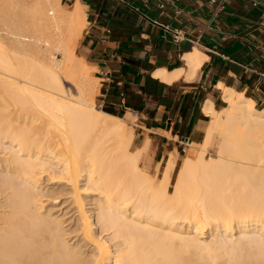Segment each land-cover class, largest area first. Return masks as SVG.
I'll list each match as a JSON object with an SVG mask.
<instances>
[{
	"label": "bare ground",
	"instance_id": "1",
	"mask_svg": "<svg viewBox=\"0 0 264 264\" xmlns=\"http://www.w3.org/2000/svg\"><path fill=\"white\" fill-rule=\"evenodd\" d=\"M22 10L31 12L33 25ZM0 22V147L8 152L0 160L6 174L0 207H10L0 211V264H264V197L249 199L264 191V110L251 98L220 84L226 105L215 109L208 101L203 108L211 117L203 141L214 131L222 136L218 157L207 158L203 143L206 150L190 149L172 192L175 157L156 185L139 166L142 150L124 140L134 113L96 108L91 73L74 74L78 96L65 95L61 75L71 68L86 25L78 3L68 11L61 0H0ZM33 28L45 38L33 36ZM44 45L63 51L64 59L39 60L43 66L20 59L47 53ZM206 58L194 48L184 54L185 67L155 75L192 78ZM46 171L58 172L45 176L60 193H71L75 246L61 234V219L42 210ZM110 229L116 244L106 237Z\"/></svg>",
	"mask_w": 264,
	"mask_h": 264
},
{
	"label": "crops",
	"instance_id": "2",
	"mask_svg": "<svg viewBox=\"0 0 264 264\" xmlns=\"http://www.w3.org/2000/svg\"><path fill=\"white\" fill-rule=\"evenodd\" d=\"M172 1L161 9L157 0H61L83 10L79 55L100 80L102 104L117 116L137 113L138 149L159 173L171 155L176 168L181 151H198L211 122L204 106L226 105L220 84L264 110V0ZM194 48L207 55L196 76L155 75L185 67Z\"/></svg>",
	"mask_w": 264,
	"mask_h": 264
},
{
	"label": "rangeland",
	"instance_id": "3",
	"mask_svg": "<svg viewBox=\"0 0 264 264\" xmlns=\"http://www.w3.org/2000/svg\"><path fill=\"white\" fill-rule=\"evenodd\" d=\"M18 1H22V0H18ZM68 11H71L74 7H72V6H69V5H67V4H62ZM23 12H25L24 14L22 13V12H20V14L22 15V17L23 18H26V19H28V20H26V21H28V23L29 24H31V25H33V23L35 22V20L34 19H32L33 18V15L30 17V14H31V12L29 11V10H22ZM18 12V13H19ZM19 14V15H20ZM29 16V17H28ZM3 23H5V22H0V29H5V26L4 25H2ZM86 26H87V23H86V25L84 26V28H83V32H82V36H81V38H80V40H79V43H78V46H77V49H76V55L73 57V58H70L69 60V67L71 66V68L70 69H72L73 70V72L69 69L66 73L64 72L63 73V75H61V78H62V81H63V87H64V89H65V95H67V96H69V95H71L72 97H77L78 96V93H79V89H78V87H77V85H75V83H74V81H73V78L74 77H72L74 74H80L82 71H84V70H87L88 72H89V74L91 73V75H90V78H91V80H93V79H95V81H96V84H97V87H98V89H97V91L95 92V94H94V102H95V107L96 108H98V109H102V110H105V111H107V112H109V113H111V114H114V112L113 111H111L109 108H107L106 106H104L103 104H102V101H101V91H100V80L95 76V71H94V69L92 68V67H90L88 64H87V62L83 59V58H81V56L79 55V47H80V44H81V40L83 39V34H84V31H85V28H86ZM65 27V26H64ZM32 27H30V29H31ZM35 29V34L36 35H33V36H38V37H41L42 39H44L45 38V36H46V34L44 35V31H42V30H40V29H38V28H33V30ZM70 29V28H69ZM6 31V30H5ZM4 30H3V32H5ZM32 31H30V32H28L29 34L31 33ZM34 32V31H33ZM27 33V34H28ZM32 34H34V33H32ZM31 34V35H32ZM44 36V37H43ZM6 38V37H5ZM28 42V41H27ZM42 44H44V41L43 40H41L40 41ZM44 47L46 48V46L44 45ZM48 48V47H47ZM47 48L46 49H43V50H45V51H48L47 53L45 52H42L43 54H44V56H46L45 57V59H44V56H43V54H41V55H39V53H38V55H37V52L38 51H36V54L35 53H30V52H28V53H24V54H22V55H19L20 56V59L21 60H24V61H28V63H40L39 62V60L40 61H43L44 63L46 62L45 60H46V58H49V60L52 58V59H54V60H63L64 58H63V54H64V52L63 51H61V50H59L58 48H56L55 46H51V48H50V46H49V50H47ZM8 50V49H7ZM33 51H35V50H32L31 52H33ZM49 53V54H48ZM46 54V55H45ZM51 56V57H50ZM43 57V58H42ZM43 59V60H42ZM47 61H48V59H47ZM42 62V63H43ZM42 63H40L41 65H42ZM43 63V65H46V64H48L47 62L44 64ZM42 65V66H43ZM39 68V67H38ZM71 75V76H70ZM69 76L71 77V78H69ZM93 78V79H92ZM21 81V80H20ZM129 112H132V111H129ZM133 113V112H132ZM121 117H124V115H120ZM135 118L136 119H132L133 121H125V124H126V122H127V127H126V139H124V140H131L132 141V145H131V150L132 151H134V150H136V148H138V145H139V143H140V139H139V135L137 134V124H138V118L135 116ZM135 120V121H134ZM205 137H206V135H205ZM205 137H204V139H205ZM207 138V137H206ZM203 139V140H204ZM210 139V141H208V139H206V141H207V143H204V142H206V141H203L202 143L203 144H205V146L207 147L206 149H207V151H205V156L207 157V158H209L210 156H212V157H218V152H219V149H220V147H221V141H222V136L218 133V132H216V131H214L213 132V134H212V136H211V138H209ZM109 143H112V142H109ZM202 143H200V144H198L197 145V147H198V152H201V150H203V148L205 147V146H201V144ZM202 144V145H203ZM207 144H208V146H207ZM125 145H126V142H124V144H123V147H125ZM2 148L0 147V160L3 158V157H5L6 155H8V152L7 151H3V150H1ZM205 149V148H204ZM205 149V150H206ZM2 151V152H1ZM203 152V151H202ZM6 153V154H5ZM181 154H182V157H181V159H180V162L176 165V168H175V171H174V173H173V175H172V179H171V191L173 192V188H174V186H175V183L178 181V179H179V176H180V168H181V166H180V164H182L181 163V161H183V158L187 155L186 154V152H184V151H181ZM2 155V156H1ZM145 155H146V153L145 152H143L142 153V155L140 156V160H139V165L141 166V167H144L145 169H146V174L149 176V177H151L153 180H154V182H155V184L156 185H158L161 181H160V179H162V172L161 173H159V166L160 165H157V166H150V165H147L146 164V160H145ZM179 166H180V168H179ZM1 168V167H0ZM4 173V174H3ZM46 173V174H45ZM44 174H42V176H41V179H40V184L42 185L41 186V193H40V198L42 199L41 201H42V205H43V211L45 210V212L46 213H51V214H53V216H57L59 219H61V221H62V223L61 224H63V225H61L60 224V227H61V229H62V231H61V234L63 235V233L66 235V237H65V235H63V237H65L64 239L65 240H67V243L68 244H71V243H73L74 244V246L78 243L79 244V242H78V238H79V236L77 235V232H75L74 231V229H75V226H74V222H73V219H71L73 216L75 217V215L76 214H74V211H73V209L71 208L72 207V205L70 204V202H71V200H69L70 198V194L68 195V194H66V193H68V192H66V191H64V193H60V191H59V185L58 184H54L53 182H51V179H48L49 177H52V176H54V174L56 175H58V172L57 173H52V175L51 174H49L50 172L48 171H46ZM2 175V176H1ZM5 172H1L0 173V182H3V179H1L2 177H4L5 178ZM48 177V175H50L48 178L46 177V176ZM59 176V175H58ZM59 178V177H58ZM49 181H48V180ZM42 182V183H41ZM262 186V188H263V186L264 185H261ZM58 187V188H57ZM261 188V190H264V188L262 189ZM55 190V191H54ZM170 191V192H171ZM59 192V193H58ZM66 192V193H65ZM264 192V191H263ZM263 192H261V193H259L258 195H256L255 197H253V198H249L250 200H255L256 198H257V196H259V198H261V197H264V193ZM244 193H253L250 189H248V188H244ZM56 194V195H55ZM56 197H57V199H56ZM91 197H95V195H92ZM90 196H87V198H86V201H88L90 198H91ZM97 197V198H96ZM95 198L96 199H98L99 198V196L97 195ZM162 197H163V199L165 198V200H167V198H168V200H169V196H166V197H164L163 195H162ZM162 199V200H163ZM171 199V198H170ZM68 200V201H67ZM55 201V202H54ZM63 203V204H62ZM66 203V204H65ZM71 205V206H70ZM3 207H0V211H4L5 210V208L3 209ZM6 210H10V207L7 209L6 208ZM5 210V211H6ZM48 210V211H47ZM67 210H69V211H67ZM70 211H71V213H70ZM73 212V213H72ZM68 213V214H67ZM68 216H67V215ZM73 214V215H72ZM55 216V217H56ZM68 217H70V218H68ZM68 219V220H67ZM70 219V220H69ZM69 221H71V222H69ZM68 222V223H67ZM65 224V225H64ZM67 224V225H66ZM71 227V228H70ZM72 227H73V229H72ZM65 229V230H64ZM73 230V232H75V233H73V232H71L72 230ZM238 229H236V232L238 233V231H237ZM67 231V232H66ZM99 231H102V228L101 229H99ZM113 230L112 229H110L109 231L108 230H105V233L107 232V238L109 237V238H111L110 239V241H112V243H114V244H116L115 242H117V240H118V238L117 237H115V236H113L114 235V233H111ZM71 232V233H70ZM111 234H109V233ZM72 234H74V235H72ZM108 234H109V236H108ZM238 234H236V236H237ZM73 236H75V237H78V238H74ZM212 235H210V232H208L207 233V237L205 238V239H207V241L208 242H210L211 241V238H213V237H211ZM236 236H234V237H236ZM73 238V239H72ZM78 239V240H77ZM116 239V240H115ZM64 240V241H65ZM74 241V242H73ZM66 242V241H65ZM71 242V243H70ZM113 244V245H114ZM210 244V243H209ZM72 245V244H71ZM73 246V245H72ZM210 248V247H209ZM83 249H86V248H83ZM86 250H88V249H86ZM90 251V250H89ZM87 252V251H86ZM86 252H85V254H86ZM219 252H222L221 250L220 251H217L216 253H219ZM89 253V252H88ZM91 253V252H90ZM243 254H247V252L246 251H244L243 252ZM250 254V253H249ZM245 257V256H244Z\"/></svg>",
	"mask_w": 264,
	"mask_h": 264
},
{
	"label": "built area",
	"instance_id": "4",
	"mask_svg": "<svg viewBox=\"0 0 264 264\" xmlns=\"http://www.w3.org/2000/svg\"><path fill=\"white\" fill-rule=\"evenodd\" d=\"M173 3L172 0H157V5L161 9H165L168 5H171ZM180 39V31L175 30V40L178 41ZM135 116L137 117V113H135Z\"/></svg>",
	"mask_w": 264,
	"mask_h": 264
}]
</instances>
